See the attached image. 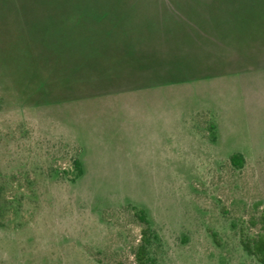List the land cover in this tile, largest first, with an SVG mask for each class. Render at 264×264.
Instances as JSON below:
<instances>
[{
    "label": "rangeland",
    "instance_id": "1",
    "mask_svg": "<svg viewBox=\"0 0 264 264\" xmlns=\"http://www.w3.org/2000/svg\"><path fill=\"white\" fill-rule=\"evenodd\" d=\"M0 206V264H136V208L156 264H260L264 0H0Z\"/></svg>",
    "mask_w": 264,
    "mask_h": 264
},
{
    "label": "trees",
    "instance_id": "2",
    "mask_svg": "<svg viewBox=\"0 0 264 264\" xmlns=\"http://www.w3.org/2000/svg\"><path fill=\"white\" fill-rule=\"evenodd\" d=\"M230 161L234 166L239 168L243 167L245 163V157L241 153H234L230 157ZM73 166L76 170L75 181L85 174L84 163L79 158L73 160ZM2 206H0V212H2ZM135 216L142 223L143 228L141 230V240L137 247L134 249V255L136 257V264H156L155 259L150 253V244L152 238L151 221L148 217L147 210L143 208L135 209ZM250 224L255 228L252 233L249 230L243 228L240 232V241L245 252L253 257L260 264H264V207L260 213L254 215L251 218Z\"/></svg>",
    "mask_w": 264,
    "mask_h": 264
}]
</instances>
